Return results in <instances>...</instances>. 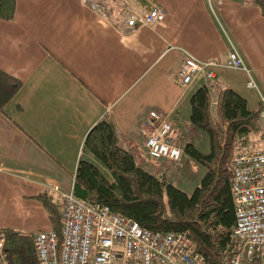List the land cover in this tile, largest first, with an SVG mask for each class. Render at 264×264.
<instances>
[{
    "label": "crops",
    "instance_id": "1",
    "mask_svg": "<svg viewBox=\"0 0 264 264\" xmlns=\"http://www.w3.org/2000/svg\"><path fill=\"white\" fill-rule=\"evenodd\" d=\"M94 1L109 18L82 0H16L14 19L0 20V69L22 83L0 112V229L33 235L52 229L35 196L46 190L47 180L63 192L72 189L80 158L99 165L83 150V141L105 112L120 144L138 160L145 155L149 111L166 115L180 139L179 132L189 128V98L201 85L212 92V110L221 87L257 106L259 95L246 89L239 70L219 66L213 80L187 86L175 81L187 55L225 61L221 26L264 95V17L254 0H151L164 11L163 20L134 31L121 13L144 9L137 0Z\"/></svg>",
    "mask_w": 264,
    "mask_h": 264
},
{
    "label": "trees",
    "instance_id": "2",
    "mask_svg": "<svg viewBox=\"0 0 264 264\" xmlns=\"http://www.w3.org/2000/svg\"><path fill=\"white\" fill-rule=\"evenodd\" d=\"M145 10L151 0H137ZM264 17V0H254ZM16 0H0V20L14 19ZM22 83L0 69V112L11 101ZM190 123L208 138L203 152L192 142L182 145V155L204 173L188 194L165 173L151 171L133 152L120 144L116 125L105 112L90 128L83 150L100 165L80 158L74 173L73 195L82 201L99 203L111 211L136 221L152 231H180L189 234L205 264H230L237 244L232 234L235 205L231 195L233 156L252 151L260 139L261 104L249 107L246 99L229 87H221L213 97L207 85L199 86L189 98ZM46 209L52 229L60 233L61 209L55 194L44 190L35 196ZM3 257L6 264H38L33 234L6 227Z\"/></svg>",
    "mask_w": 264,
    "mask_h": 264
},
{
    "label": "built area",
    "instance_id": "3",
    "mask_svg": "<svg viewBox=\"0 0 264 264\" xmlns=\"http://www.w3.org/2000/svg\"><path fill=\"white\" fill-rule=\"evenodd\" d=\"M82 2L102 18H109L100 3ZM121 18L125 27L134 31L140 26L156 25L163 20L164 11L159 7L149 10L131 7L121 13ZM221 28L228 44L225 61L219 63L187 55L175 70V81L187 86L199 79L213 80L214 68L221 66L242 71L246 76V89L259 95V146L250 152L235 154L230 163L231 195L235 205L232 234L237 244L230 264H264V95L253 69L229 32ZM147 125L149 132L144 140L147 155L153 160H180L182 147L168 117L151 110ZM44 187L60 198L61 229L59 234L49 229L33 235L38 264H205L185 230L163 232L142 228L133 219L107 206L77 199L72 189L61 191L52 180H47ZM4 241V233L0 231L3 264Z\"/></svg>",
    "mask_w": 264,
    "mask_h": 264
},
{
    "label": "rangeland",
    "instance_id": "4",
    "mask_svg": "<svg viewBox=\"0 0 264 264\" xmlns=\"http://www.w3.org/2000/svg\"><path fill=\"white\" fill-rule=\"evenodd\" d=\"M188 125L189 128H187L185 125L182 132H179L180 143H185L188 140L192 142L199 150L203 152L208 151L209 143L207 135L203 131L195 128L190 123ZM252 145V149L255 150L259 146V141L258 143L253 141ZM138 161L143 165L145 164L146 167H148L151 171L165 173L172 183L188 194H190L195 186L199 184V180L204 173L203 168L195 165L190 159L184 157L183 155L178 161H171L167 159L153 160L147 155L145 151V155L139 157Z\"/></svg>",
    "mask_w": 264,
    "mask_h": 264
}]
</instances>
